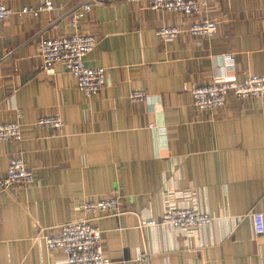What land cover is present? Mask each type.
Instances as JSON below:
<instances>
[{
    "label": "crops",
    "instance_id": "1",
    "mask_svg": "<svg viewBox=\"0 0 264 264\" xmlns=\"http://www.w3.org/2000/svg\"><path fill=\"white\" fill-rule=\"evenodd\" d=\"M42 1L0 0L12 12L0 32V123L22 128L20 142L0 143V178L13 157L34 174L31 185L0 188V264H65L62 252L36 240L39 232L56 236L83 218V203L107 197L117 198V212L88 219L109 264H264V233L255 235L251 217L262 214L264 224V98L229 94L222 109L201 112L184 91L264 76V0H208L196 17L99 0L80 23L95 38L85 66L106 71L105 87L90 98L59 64L45 74L38 56L42 40L70 34L67 15L84 0H52L54 10L36 18L20 14ZM202 19L217 23L211 38H155L157 28ZM132 92L144 101L129 100ZM46 115L63 127H36ZM166 194L213 223L195 233L139 228L160 218Z\"/></svg>",
    "mask_w": 264,
    "mask_h": 264
},
{
    "label": "built area",
    "instance_id": "2",
    "mask_svg": "<svg viewBox=\"0 0 264 264\" xmlns=\"http://www.w3.org/2000/svg\"><path fill=\"white\" fill-rule=\"evenodd\" d=\"M140 9L154 12H178L186 17L199 16L206 7L208 0H126ZM99 0H84L68 13L70 34L56 38H46L38 45V56L45 74H54V65L62 66L65 73L73 76L77 89L87 98L97 96L105 87L106 71L102 67L85 66L84 58L95 47V38L83 32L81 21L97 5ZM55 8L52 0H43L36 7H24L20 14L36 18L41 12H51ZM11 10L0 3V32ZM217 31V23L202 19L185 27H161L155 30V38L159 42L175 40L188 35L191 37L211 38ZM225 68L232 69L233 60L223 56ZM184 91L192 100L193 107L198 111H215L225 106L227 96L232 94L239 101L250 98H264V76L249 75L243 82H237L227 76L202 86H185ZM145 96L141 92H132L129 100L141 103ZM18 117L21 114L18 113ZM34 125L49 131H57L63 127L57 115H46L36 120ZM22 128L18 121L0 123V143L20 142ZM34 183V174L27 169L20 157H13L7 166L6 174L0 178V188L6 190L13 186H28ZM173 194H166L164 209L158 220L142 219L139 228L166 227L174 231L195 233L199 229L210 226L213 217L202 213L194 206H180L173 200ZM118 200L107 197L95 202H85L81 206L83 218L67 222L60 226L56 236L39 232L36 240L42 241L47 250H59L65 256V264H109L100 248V230L91 224L88 216L99 213H116ZM253 230L256 236L264 233L263 215L252 214ZM139 260H148L146 253H141Z\"/></svg>",
    "mask_w": 264,
    "mask_h": 264
}]
</instances>
